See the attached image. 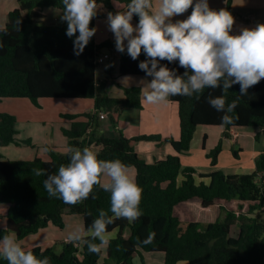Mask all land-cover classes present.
<instances>
[{"label":"trees","instance_id":"obj_1","mask_svg":"<svg viewBox=\"0 0 264 264\" xmlns=\"http://www.w3.org/2000/svg\"><path fill=\"white\" fill-rule=\"evenodd\" d=\"M18 1L19 6L7 15V34L0 32V100L27 97L40 106V100L48 97L94 98V113L64 114L73 120L70 127H63L68 146L88 147L99 159H119L127 167H135L136 182L143 189L139 205L143 215L133 223L126 219H114L108 225V231H116V234L106 251L90 253L85 243L69 240L62 241L61 251H57L55 245L24 249L32 251L40 259L48 257L50 264H134V258L143 250L165 253L164 264H264V149L256 156V169L251 173H227L222 169L198 173L195 167L184 166L181 157L182 153L190 150L199 125L224 126L225 136H229L235 128L254 126L260 128L256 139L264 138V79L249 88L244 96L239 94V84L228 90L227 102L235 101L237 104L234 112L228 113L233 118V123L229 125L221 123L223 113L217 112L208 103L209 93L213 97L224 95L220 88L205 89L199 98L196 95L171 97L179 104L181 137H167L165 140L170 141L178 153L149 162L137 151L136 144L141 140H162L160 135L144 134L131 138L121 132L113 137L98 131L97 120L101 112L121 114L127 108L142 107L140 86H125L123 97L110 95L108 82L113 79L111 67L107 77L97 81L98 64L95 59L102 47L115 48L114 38L98 43L95 33L83 53L75 55V37L66 35L67 23H48L42 10L46 6H57L63 11L61 0ZM226 1L222 9L233 17L240 13V8L234 6V0ZM129 3L130 0H97V5H105L113 14L127 9ZM101 15L97 12L90 27L96 28V19ZM133 17L138 21L137 16ZM120 55L121 74L146 75L139 68L140 61L147 58L143 50L136 60L127 54L126 49ZM160 64L175 70L178 75H183L185 71L178 61L168 63L163 60ZM17 124L16 114L0 111V146L32 144L30 138H19ZM98 145L101 148L96 151L95 146ZM47 149L49 159L41 156L10 159L0 153V208L7 209V226L0 235L15 233L18 238H24L50 223L64 228L68 214H82L86 228L100 210L112 215L110 193L99 186L93 191L95 199L90 196L76 206L48 196L43 181L47 175L56 174L61 164L66 165L68 157L50 146ZM222 150L223 140H220L208 152L212 164L218 163ZM233 151L237 156L238 150L234 148ZM34 168L43 169L45 175L35 176ZM197 174L209 177L210 181L198 182ZM196 197L201 198L205 207L213 206L220 200L231 202L237 199L242 209V202H249L250 209L237 213L234 208L225 207L222 208L226 211L224 218L208 223L183 220L176 213L177 207ZM236 224L239 232L233 235ZM150 234H154L153 242L143 243ZM0 264H7V261L0 258Z\"/></svg>","mask_w":264,"mask_h":264},{"label":"clouds","instance_id":"obj_2","mask_svg":"<svg viewBox=\"0 0 264 264\" xmlns=\"http://www.w3.org/2000/svg\"><path fill=\"white\" fill-rule=\"evenodd\" d=\"M61 2L64 10L60 18L67 23L66 35L75 37L73 51L80 55L96 33L90 23L97 15V0ZM189 8L191 14L186 19L172 22L173 17L183 15ZM134 15L139 18L135 26L131 23ZM106 22L117 51L124 53L126 49L136 60L143 50L147 57L140 61L139 68L151 77L148 90L143 93L149 104H164L173 96L199 98L205 89L220 88L224 95L213 97L209 93L208 103L223 113L221 123L229 125L233 118L228 113L234 112L237 104L227 102L228 90L239 84V94L244 96L264 79V23L231 34L233 15L225 9H211L208 0H159L155 10L152 0H130L126 11L109 12ZM0 32L7 34V27L0 26ZM163 60L178 61L185 69L183 75L160 64ZM62 155L68 157V163L61 164L56 174L47 175L43 181L50 198L76 206L90 196L95 199L96 186L110 193L112 215L100 210L90 226L77 228L68 237L69 242H83L90 253L99 254L115 238L108 231L114 219L133 223L143 215L139 207L143 189L119 159H99L88 147L66 146ZM32 171L37 177L45 175L43 169ZM103 177L107 179L102 180ZM5 225L6 222L0 221V233L5 231ZM153 240L154 234H150L142 242ZM0 258L7 264H50L48 257L40 259L32 251H26L12 233L0 235Z\"/></svg>","mask_w":264,"mask_h":264},{"label":"crops","instance_id":"obj_3","mask_svg":"<svg viewBox=\"0 0 264 264\" xmlns=\"http://www.w3.org/2000/svg\"><path fill=\"white\" fill-rule=\"evenodd\" d=\"M152 2L153 10H155V8L158 7L159 0H152ZM208 4L211 9L219 11L227 4V1L208 0ZM18 6V0H0V26L6 25L8 13ZM97 6V12L102 13V15L96 19L95 23L96 40L98 43H102L109 38H114V35L109 30L106 22L107 14L110 10L102 4ZM234 6L240 8L241 11L234 16L235 22L231 34H239L242 28H254L257 24L264 23V0H234ZM42 10L46 13L47 21L49 23H55L58 14L62 13V9L57 6H46L43 7ZM126 10L127 9H124L122 12ZM191 10L192 9L189 8V10L183 15L173 17L172 22L186 19L187 16L191 14ZM131 23L135 26L138 21L133 17ZM126 43L127 42L125 41V44ZM108 50L112 51L113 58L105 65V67L101 69L106 73L105 78L108 75L109 67L113 70V79L108 82V92L112 96L123 97L125 95V86H140L142 88V107L140 109L127 108L121 114L105 112L106 116L104 118L99 117L97 120L100 126L98 127V131L104 132L105 134L113 137L119 136L121 132L131 138L144 134L160 135L162 140H141L136 144L137 151L149 162L161 159L167 154H177L178 152L175 150L172 143L170 141H166L165 139L167 137H173L175 139H179L181 137V119L178 102L172 100L170 97L169 101L164 104L147 103L144 99L143 93L148 90L147 85L151 80V77L138 74H121L119 70L121 59L120 52L116 50V47L114 49L102 47L100 52ZM97 81L100 80L97 78ZM16 99L17 100H14L13 104H16L17 106L21 104L25 105L28 108L26 109L28 115H22L17 110H13L15 108L12 109L11 107H9L8 111L13 110L11 113L18 116L17 127L20 134L18 136L22 139L30 138L33 146L29 147L28 145L25 147L23 155H20L17 151V149L23 148L21 147L22 145L14 144L15 146L14 148L12 147V151L10 152L4 151V147L8 146H2L4 149L0 151L6 155L5 158L10 159H33L37 156L49 159L50 156L48 151H45L47 146L63 152L66 146L69 147L68 138L63 132V127H70L73 121L64 114L84 112L94 113L96 111L94 98H42L40 100V108L34 105V103H32L27 97H16ZM29 116H34L35 118L31 120L23 119L29 118ZM108 116H110V122L101 123L103 120H106ZM80 119L86 120L87 118L81 117ZM114 120H116V123ZM55 122L61 123L57 128V131L54 125ZM50 123H52V126H49ZM24 126L25 128L22 129ZM28 126L31 129V132L26 128ZM206 126L198 127L190 150L181 154L184 166H193L197 169L198 173H208L217 169H222L227 173H251L255 171V158L261 150L264 149L263 136H261L260 139H256V135L260 131V128L238 127L231 130L229 136H225L226 128L224 126ZM220 134L222 135L220 140H223V150L219 155L218 163L214 165L212 164L211 157L208 156V152H210V150L218 144L217 141L220 138ZM236 134H238V136ZM228 141L232 143L231 149H229L230 147ZM100 148L101 146L99 145L95 146L96 151ZM234 148L238 150L237 156L234 155ZM225 153L228 156H231L229 161L233 163L234 166L227 167L224 165L222 162V155ZM237 165L240 167H235ZM128 171L129 174L136 180V169L134 167H128ZM106 178L107 177H103L102 180H106ZM196 178L198 182L210 181L209 177H204L199 174L196 175ZM231 202H235L236 205L241 203L237 199ZM242 204H244L243 209L248 211L249 209L247 210V208L250 207V203L242 202ZM214 206H220V208H230L229 202L222 200L217 201L213 206L205 207L202 204L201 198L196 197L181 203L177 207L176 213L183 220H198L207 223L215 221L218 218H222L220 214H217L215 219L205 222L202 221V217H199L200 211L214 208ZM6 214L7 209L0 208V219L6 222L5 227L7 226ZM77 228H86L84 216L81 214H68L66 215V225L64 228L50 223L38 232L24 237L21 243L24 248H31L35 246L46 248L53 246L56 241H67L69 234ZM109 233L115 236L116 231ZM237 234L238 233L233 235ZM105 255L106 253L104 256ZM164 261L165 253L150 252L145 250H143L142 254H139L134 258V264H164Z\"/></svg>","mask_w":264,"mask_h":264},{"label":"rangeland","instance_id":"obj_4","mask_svg":"<svg viewBox=\"0 0 264 264\" xmlns=\"http://www.w3.org/2000/svg\"><path fill=\"white\" fill-rule=\"evenodd\" d=\"M63 12V11H62ZM61 15H62V13H59L58 14V17L56 18V21H55V23H61L62 22V20H61ZM54 19V18H53ZM48 22V21H47ZM53 22V21H52ZM49 23V22H48ZM112 52V51H111ZM106 64H108V63H106ZM106 64H99L98 65V69H97V78H98V80H102V79H104L105 78V75H106V73L105 72H103L101 69L103 68V67H105V65ZM14 100H17L16 98L14 99V98H8V99H6V98H3L2 100H0V110L1 111H8V109H9V107H11L12 109L13 108H15V109H13V110H17L19 113H21L22 115H25V116H27L28 115V113H27V111H26V109H28L25 105H19V106H17L16 104H13V102H14ZM29 100L33 103V101L29 98ZM34 105H36V104H34ZM37 107H39L40 108V106H38V105H36ZM12 110V111H13ZM12 111H9V112H12ZM33 118H35L34 116H29V118H23V119H28V120H31V119H33ZM104 121V122H103ZM101 123H109L110 122V116H108V118L106 119V120H103ZM60 124L61 123H59V122H55L54 123V125H55V127H56V131H57V128L60 126ZM49 126H52V123H50L49 124ZM204 127V126H206V125H199L198 127ZM207 127V126H206ZM216 127H221V126H216ZM249 128H251V127H254V126H248ZM25 128V126L22 128V129H24ZM27 129H28V131H30L31 132V129L29 128V126L28 127H26ZM257 128V127H256ZM198 129V128H197ZM258 129V128H257ZM18 135H20V134H18ZM220 138L218 139V143H219V140L222 138V135L220 134V136H219ZM20 138V137H19ZM225 138H227V137H225ZM20 139H22V138H20ZM26 139H28V138H26ZM228 143H229V149H231V145H232V143H230V141H228ZM217 144V143H216ZM3 146H8V147H4V148H2V146H0V150H2V149H4V151H6V152H10V151H12V147L14 148V144H11L10 146L9 145H3ZM28 146V144H23L21 147H23V148H21V149H17V151H18V153L20 154V155H23V153H24V148L25 147H27ZM33 145L32 144H29V147H32ZM239 146V145H238ZM34 148V147H33ZM29 150H32V149H29ZM37 152V151H36ZM0 153L2 154V156L3 157H6V155L3 153V152H1L0 151ZM14 155H17V154H14ZM223 157H222V162L224 163V165H226L227 167H230V166H234L233 165V163H231L230 161H229V159H230V157L231 156H228L226 153L225 154H223L222 155ZM13 157H18V156H13ZM256 159V158H255ZM153 161V160H152ZM235 167H240V166H235ZM135 168V167H134ZM231 171H234V170H231ZM107 179V178H106ZM229 204H230V208H234L235 209V211L238 213V212H241L242 213V207L238 204V205H236L235 204V202H229ZM235 206H238V207H235ZM222 208V207H221ZM220 208V206H214V208H210V209H207V210H202V211H200V214H199V217H202L203 219H202V221H209V220H213V219H215V216L217 215V214H220L221 215V217L222 218H224L225 216H226V211L224 210V209H221ZM248 209H250V207L249 208H247V210ZM199 213V212H198ZM82 215V214H81ZM255 214H251V216H254ZM83 216V215H82ZM0 221H3V220H1L0 219ZM208 223V222H207ZM239 232V227H238V225L236 224L235 226H234V228H233V231H232V233L233 234H236V233H238ZM17 240H18V242H21L22 240H23V238H18L17 237ZM54 245L56 246V249H57V251H61L62 250V248H63V243H62V241H56L55 243H54ZM106 249H107V247L105 248V249H103L104 251H106ZM138 256V255H137ZM136 256V257H137ZM105 257H103L102 258V260L104 259Z\"/></svg>","mask_w":264,"mask_h":264},{"label":"built area","instance_id":"obj_5","mask_svg":"<svg viewBox=\"0 0 264 264\" xmlns=\"http://www.w3.org/2000/svg\"><path fill=\"white\" fill-rule=\"evenodd\" d=\"M113 58L112 56V52L111 51H103V52H100V55H98L95 59V62H97V64H106V63H109L110 60ZM106 116L105 112H101L100 113V117L101 118H104ZM238 136V134H236ZM235 135V136H236Z\"/></svg>","mask_w":264,"mask_h":264}]
</instances>
